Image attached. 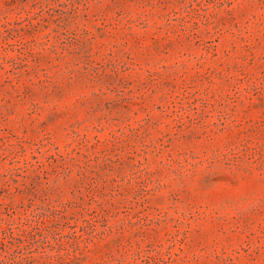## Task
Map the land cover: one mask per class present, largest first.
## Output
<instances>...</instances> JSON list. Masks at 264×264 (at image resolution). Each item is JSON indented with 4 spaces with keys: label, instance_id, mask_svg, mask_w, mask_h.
I'll use <instances>...</instances> for the list:
<instances>
[{
    "label": "rangeland",
    "instance_id": "1",
    "mask_svg": "<svg viewBox=\"0 0 264 264\" xmlns=\"http://www.w3.org/2000/svg\"><path fill=\"white\" fill-rule=\"evenodd\" d=\"M0 264H264V0H0Z\"/></svg>",
    "mask_w": 264,
    "mask_h": 264
}]
</instances>
